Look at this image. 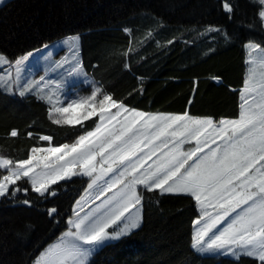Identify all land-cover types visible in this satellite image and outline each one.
Returning <instances> with one entry per match:
<instances>
[{
    "label": "snow or ice",
    "instance_id": "6c2138e0",
    "mask_svg": "<svg viewBox=\"0 0 264 264\" xmlns=\"http://www.w3.org/2000/svg\"><path fill=\"white\" fill-rule=\"evenodd\" d=\"M220 3L228 18H235L239 5ZM249 6L253 15L247 27L264 25V0H249ZM223 38L231 39L226 30ZM243 48L246 76L233 119L138 110L94 81L90 95H73L71 81L87 76L71 44L57 62L64 72L60 79H23L31 52L14 61L0 55V65L6 66L0 68V92L34 96L47 105L53 125H79L70 142L56 146L51 134L28 131L29 138L38 136L48 146L31 147L23 159L0 156V198L32 207L33 194L51 202L61 182L86 183L71 205L66 231L32 264H88L105 242L129 237L140 227L145 197L157 192L194 202L191 248L196 253L264 264V39L249 40ZM124 68L130 70L129 64ZM61 94L67 97L63 102ZM89 120L91 125L84 123ZM7 135L17 138L19 132L13 128ZM46 212L50 218L59 215L56 206Z\"/></svg>",
    "mask_w": 264,
    "mask_h": 264
},
{
    "label": "trees",
    "instance_id": "16d2710c",
    "mask_svg": "<svg viewBox=\"0 0 264 264\" xmlns=\"http://www.w3.org/2000/svg\"><path fill=\"white\" fill-rule=\"evenodd\" d=\"M233 3L239 7L229 19L220 0H15L0 9V55L14 61L78 36L87 78L128 106L233 119L246 76L243 44L264 39L263 25L247 27L253 15L249 0ZM225 30L231 39L223 38ZM84 123L91 125V120ZM13 128L17 138L7 135ZM78 128L51 124L47 105L34 96L21 99L0 92V156L23 159L31 147L48 146L38 136L29 138L28 131L51 134L56 146L70 142ZM73 179L75 183L61 182L60 194L51 202L30 196L32 207L0 198V264H32L39 251L66 231L71 205L86 187L80 178ZM193 205L189 198L148 194L140 227L97 248L88 264H236L191 248ZM53 206L59 215L50 218L46 210Z\"/></svg>",
    "mask_w": 264,
    "mask_h": 264
},
{
    "label": "rangeland",
    "instance_id": "374dc122",
    "mask_svg": "<svg viewBox=\"0 0 264 264\" xmlns=\"http://www.w3.org/2000/svg\"><path fill=\"white\" fill-rule=\"evenodd\" d=\"M79 41L80 40L78 36L68 37L63 40L57 41L53 44L44 46L38 50L32 51L31 52L32 56H30L28 61H26L24 65L22 66V69H21L22 78L39 80L41 76H47L51 79H60L61 76L64 75V72L62 69L57 67V62H60L62 58L68 55V50H69L68 45L69 44L74 45L78 49V52H79V48H80ZM79 58H80V55H79ZM3 67H6V66L0 65V68H3ZM0 75H4V73L0 71ZM70 86L73 89H75V91L73 92V95L85 96V95H90L91 88L94 85L90 82L88 78L85 80L84 76L82 75L78 78H74L71 81ZM65 99H67V97L64 94H61V101L63 102ZM109 242H113V241H107L105 242V244ZM204 256H209V255L205 254ZM227 258H230V257H227ZM231 259H234V258H231Z\"/></svg>",
    "mask_w": 264,
    "mask_h": 264
},
{
    "label": "water",
    "instance_id": "95a60500",
    "mask_svg": "<svg viewBox=\"0 0 264 264\" xmlns=\"http://www.w3.org/2000/svg\"><path fill=\"white\" fill-rule=\"evenodd\" d=\"M12 1H15V0H2V2H0V9Z\"/></svg>",
    "mask_w": 264,
    "mask_h": 264
}]
</instances>
